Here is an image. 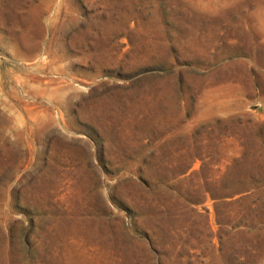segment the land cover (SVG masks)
Instances as JSON below:
<instances>
[{
    "label": "rangeland",
    "instance_id": "rangeland-1",
    "mask_svg": "<svg viewBox=\"0 0 264 264\" xmlns=\"http://www.w3.org/2000/svg\"><path fill=\"white\" fill-rule=\"evenodd\" d=\"M0 264H264V0H0Z\"/></svg>",
    "mask_w": 264,
    "mask_h": 264
}]
</instances>
